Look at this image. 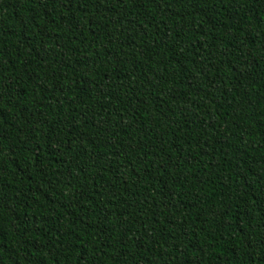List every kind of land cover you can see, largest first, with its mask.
<instances>
[{"label":"trees","instance_id":"16d2710c","mask_svg":"<svg viewBox=\"0 0 264 264\" xmlns=\"http://www.w3.org/2000/svg\"><path fill=\"white\" fill-rule=\"evenodd\" d=\"M0 264H264V0H0Z\"/></svg>","mask_w":264,"mask_h":264}]
</instances>
